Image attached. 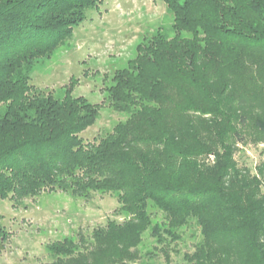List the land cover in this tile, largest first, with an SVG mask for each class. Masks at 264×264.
Wrapping results in <instances>:
<instances>
[{
    "label": "trees",
    "instance_id": "trees-1",
    "mask_svg": "<svg viewBox=\"0 0 264 264\" xmlns=\"http://www.w3.org/2000/svg\"><path fill=\"white\" fill-rule=\"evenodd\" d=\"M103 1L0 0V199L117 194L127 218L49 244V264H135L145 232L160 244L189 226L184 264H264V162L234 157L264 142V0H163L173 37L156 32L113 73L105 100L128 119L85 143L99 105L72 85L39 94L30 76Z\"/></svg>",
    "mask_w": 264,
    "mask_h": 264
},
{
    "label": "rangeland",
    "instance_id": "rangeland-1",
    "mask_svg": "<svg viewBox=\"0 0 264 264\" xmlns=\"http://www.w3.org/2000/svg\"><path fill=\"white\" fill-rule=\"evenodd\" d=\"M172 24V14L163 0H104L97 9L86 12L85 21L74 28L68 42L35 64L30 85L35 92L55 98H62L65 87L72 85L73 97L99 105L95 124L79 135L85 143L98 142L128 119L105 100L111 76L126 67L146 38L156 32L173 37ZM3 110L0 106V114ZM238 148L234 156L237 164L255 173V167L264 162V142H248ZM117 203L116 193L96 192L88 198L43 191L19 201L0 199V228L6 233L0 240V264H49V244L65 238L77 242L79 236L89 239L95 228L127 218L116 212ZM151 214L153 223L163 221L155 209ZM178 234V240L168 237L159 244L149 230L145 232L135 264H166L164 252L171 264H184V255L193 251L200 238L195 226L184 227Z\"/></svg>",
    "mask_w": 264,
    "mask_h": 264
}]
</instances>
